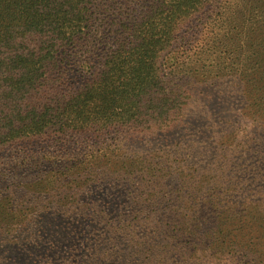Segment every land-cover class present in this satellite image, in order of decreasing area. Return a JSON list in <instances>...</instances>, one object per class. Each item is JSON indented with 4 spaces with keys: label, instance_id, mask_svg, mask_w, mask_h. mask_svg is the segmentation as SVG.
<instances>
[{
    "label": "trees",
    "instance_id": "trees-1",
    "mask_svg": "<svg viewBox=\"0 0 264 264\" xmlns=\"http://www.w3.org/2000/svg\"><path fill=\"white\" fill-rule=\"evenodd\" d=\"M254 67H264V0H0V151L17 152L9 153L3 173L40 168L46 194L85 207L97 201L92 214L111 226L115 217L97 212L107 209L121 182L131 205L115 228L124 233L133 227L125 233L133 232L132 246L126 244L131 255L123 260L120 238L109 234L105 247L102 238L94 240L98 257L91 264H169L172 245L177 253L192 244L200 248L194 240L221 254L224 264H264L260 243L259 250L253 244L256 227L264 230V211L253 194L256 187L264 193V125L255 131L240 117H221L228 78L237 80L242 101L264 108L253 105L260 104V87L245 75ZM213 81H219L214 97L204 94ZM207 105L206 119L228 141L222 143L224 157L230 156L224 164L251 184L247 198L255 204L245 210L204 200L201 189L182 196L198 169L165 157L180 152L172 140L175 126H187L189 111L204 115ZM201 116L194 119L202 121L198 134ZM135 134L148 136L142 148H153L139 155L125 150L120 144ZM76 136L91 145L70 148ZM41 143L40 153L28 151ZM221 176L207 174L206 183ZM93 186L105 187L99 199ZM188 199L196 212L184 204ZM166 223L181 224L183 239L168 236ZM157 230L161 243L151 239Z\"/></svg>",
    "mask_w": 264,
    "mask_h": 264
},
{
    "label": "rangeland",
    "instance_id": "rangeland-1",
    "mask_svg": "<svg viewBox=\"0 0 264 264\" xmlns=\"http://www.w3.org/2000/svg\"><path fill=\"white\" fill-rule=\"evenodd\" d=\"M258 6V2L255 1L253 4L252 11H255ZM258 12V11H257ZM196 58V57H194ZM262 69L264 67H254L253 70L245 71V75H250L252 80L250 83L257 84L260 89L255 90L257 100L260 105H264V74ZM259 80V82L257 81ZM245 81V80H244ZM214 83L209 87L204 88V94H216V87L219 81L209 82L207 84ZM227 89L230 91V96L224 107H221L223 114L221 117L229 118L231 121L235 117H240V124L245 123L247 128L253 130L254 128L264 125V118L260 116L264 112L262 110H257L256 107L248 105L247 99L242 101V93H240V88L238 87L237 80L234 78H228L225 80ZM248 86V85H247ZM224 99V100H226ZM221 105V106H223ZM192 108V107H191ZM210 106H204V115L201 113H193V111L187 112V116L191 117L188 121L187 126L183 127L175 126L176 135L172 140L178 143L180 147V152L173 151L172 154H166L165 157L170 158L169 160H174V162H181L180 164L186 168L196 167L197 173L200 176H195L196 180L194 183L187 186L181 187L179 193L184 196L187 193H192L197 189L203 191L204 200L213 197L214 203L220 202L224 204H235L238 209L245 210V208L252 207L255 203L247 198V192L249 191L250 182H247V178L240 179L236 168L230 169L227 162L230 156L224 157V147L222 145L224 141L228 142L224 138V133L220 132L219 128L215 124H212L210 120L206 119V110H209ZM190 109L188 107L186 110ZM194 109V108H193ZM234 109V110H233ZM233 110V111H231ZM198 117L204 118V129L198 134V127L201 120H194ZM255 114L254 124L256 126L250 125V118ZM231 116H235L232 118ZM220 117V116H218ZM216 118H214V121ZM177 125V124H176ZM211 125V127H209ZM261 130L258 127L255 131ZM264 129V128H263ZM264 134V130L262 131ZM128 138H124L121 146L127 148L132 147V149H127L131 154H143L149 152L153 147L142 148L143 142L148 140L147 135H127ZM109 137V136H107ZM171 140V141H172ZM70 148H76L77 145L84 147L87 144L86 138L83 136H76L74 139L70 140ZM44 143L36 144L32 149L28 148V151H41L44 149ZM52 148V146H51ZM121 148V147H120ZM9 153H17L14 148H5L0 151V224H6L3 229H0V264H91L98 254L94 253L97 249H94V240L102 238L101 246L105 247L108 243L106 241L109 238V234L114 235V237H119V247L122 250V255L120 257L126 260L130 257L131 251L126 247V244L132 246V236H125L127 229L132 231L133 227L129 226L126 231L122 233L120 230L116 229L115 226L122 225L120 213L125 216L128 211V206L131 205L130 201L124 202V193L121 192L122 188L121 182H115L116 192H118L104 212L99 211L97 215L104 214L106 218L113 219L115 217L116 224L111 226L106 222L105 219L94 216L92 213L96 212L93 210L92 206L97 203V201H86V207L80 204H73L72 202H67V200L58 197H52L54 193L45 192L46 183L44 182L46 177L43 176V170L40 168L23 170L21 172H14L11 174L3 173V168L9 166V162L6 164V158H8ZM40 153V152H39ZM30 154V153H29ZM187 154V156H185ZM15 156L21 154H14ZM164 157V158H165ZM184 161V163H182ZM197 161L199 164H197ZM5 163V164H4ZM7 165V166H6ZM194 167V168H195ZM138 169V166L135 167ZM200 168V169H199ZM174 169V167H173ZM191 173V171L189 172ZM207 174H220L221 178L214 177L209 183H206ZM134 176L138 175L137 170L134 171ZM172 186H176L175 180L171 182ZM180 186L177 185V188ZM254 188V186H252ZM105 187L93 186L91 191H93L94 197L99 199L104 192ZM185 191H190L185 193ZM254 195H256L255 202L258 203L264 211V193L259 192V188L254 189ZM173 197H169L174 199ZM191 199L185 201L186 207L191 212H196L199 208L197 204L192 203L190 205ZM101 207V206H99ZM104 207V208H105ZM90 208V210L87 209ZM125 208V209H123ZM211 214L214 212L215 208H209ZM177 214L180 216L184 215L182 208L177 210ZM204 215V214H203ZM149 218H153V214H149L148 217L142 218L146 223ZM264 219V215L262 217ZM96 220V222H90ZM191 222L181 227L173 223H166L168 236L174 235V240L179 237L183 239L182 229L188 228ZM21 224V228L19 225ZM207 226H203L202 231ZM151 229V225H147ZM182 228V229H180ZM154 229V228H153ZM106 230L108 233H106ZM159 230V229H158ZM155 231L151 239L156 243H161V237L159 232ZM153 232V231H148ZM245 233V231H244ZM253 234V232H252ZM121 235V237H120ZM253 244L257 250L258 242L260 243V248L263 250L262 261L264 263V230H254ZM214 236L211 238H217ZM199 238H201L199 236ZM176 241V240H175ZM178 243V240L176 241ZM210 242V246H211ZM193 243V242H192ZM194 243L200 248L193 249V244L190 245L191 249H180L179 253L175 250V246L172 245L173 252L171 256L168 257L169 264H224L225 261L222 259L221 254H214L204 251V244H200L197 240ZM99 256V260H101ZM105 262V260H102Z\"/></svg>",
    "mask_w": 264,
    "mask_h": 264
}]
</instances>
